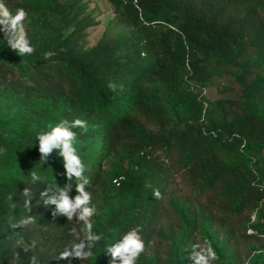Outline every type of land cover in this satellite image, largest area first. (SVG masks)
<instances>
[{
  "label": "trees",
  "instance_id": "16d2710c",
  "mask_svg": "<svg viewBox=\"0 0 264 264\" xmlns=\"http://www.w3.org/2000/svg\"><path fill=\"white\" fill-rule=\"evenodd\" d=\"M106 1L129 34L103 35L84 48L92 22L65 12L78 0H4L13 13L27 11L35 52L20 56L0 30V264H11L14 251L18 264L33 255L40 264H69L56 258L74 238L72 221L39 197L48 184L69 183L63 158L54 150L40 160L36 139L63 119L87 122V132L74 129L75 147L104 216L93 230L105 239L85 264H109L106 247L137 225L146 244L137 264H194L191 246L204 240L219 256L214 264H264V0ZM53 12L60 24L49 18ZM46 51L56 55L45 59ZM210 69L230 75L234 86L226 88L238 93L207 108L202 89ZM169 160L184 170L196 198L170 201L175 221L168 228L177 239L162 255L154 245L165 234ZM32 170L41 177L35 185ZM27 186L35 193L31 212L21 196ZM112 195L126 201L112 204ZM28 215L34 225L12 228ZM21 237L35 239L36 249L14 248ZM250 237L259 243L247 247Z\"/></svg>",
  "mask_w": 264,
  "mask_h": 264
},
{
  "label": "clouds",
  "instance_id": "9594fccd",
  "mask_svg": "<svg viewBox=\"0 0 264 264\" xmlns=\"http://www.w3.org/2000/svg\"><path fill=\"white\" fill-rule=\"evenodd\" d=\"M27 16L28 13L24 8H18L13 13L5 5L4 0H0V30L4 32L8 45L13 50H16L20 56H31L35 52V48L31 44L24 25ZM54 55L56 53L52 51L43 53L45 59H49ZM109 88L115 90V85L110 83ZM76 128L87 132V122L82 119H74L71 121L63 119L55 124L49 125L48 130L41 131L36 138L39 141L40 160L46 163L48 157L56 150L58 156L63 158V166L66 170L65 175L69 181L64 187L58 186L57 183L46 185L39 192L40 201L45 206L54 205V215H64L68 221H73L75 218L77 224H83V228L81 229L83 236L77 233L75 228L72 229L70 234L74 237L73 240L69 241L56 258L58 260H68L69 264H71L72 259H88L92 255V249L105 239L103 232L97 233L93 230L94 224L92 218L97 214V208L92 203L93 193L89 190L91 188V180L85 175V165L75 147L77 133L74 129ZM29 175V183L31 185H35L41 181V177L36 171L32 170ZM73 181L76 195L71 197L69 193L73 189ZM34 194L30 186L25 187L21 193V196L24 198L23 207L28 212L32 210L31 201ZM153 195L156 199H162L159 189H155ZM35 223V216L28 215L14 223L12 228L26 227L28 225H34ZM142 231L143 229L137 225L124 233L120 239L108 245L105 253L111 257L109 264H137V260L146 249L145 241L141 235ZM252 234H254L253 231L249 229V235ZM152 243V241H148L149 246ZM36 247L37 241L35 239L25 241L23 237L16 240L14 244V248L22 249L24 253L34 251ZM188 258L194 264H214L215 261L219 260V256L210 240L194 243L191 246V252ZM19 259L20 253L14 251L11 264H18ZM29 264H40V262L33 255L30 257Z\"/></svg>",
  "mask_w": 264,
  "mask_h": 264
},
{
  "label": "rangeland",
  "instance_id": "374dc122",
  "mask_svg": "<svg viewBox=\"0 0 264 264\" xmlns=\"http://www.w3.org/2000/svg\"><path fill=\"white\" fill-rule=\"evenodd\" d=\"M65 12L67 18H70L72 17V15H75V20L87 18V20L92 22V24H90L84 29V36L81 39L84 48H89L94 45L103 35H107L116 39L125 38L128 36L129 30L131 29L130 27L124 26L123 24H119L116 21V19L114 18V11L106 0H78L75 8L71 9V11L65 10ZM49 18L53 22L60 24V14L53 12L52 14H50ZM63 32L65 33L67 32V30H64ZM210 72L211 75L208 81L206 82L205 87L202 89V93L204 94V98L206 100L207 108H212V102L216 98H233L236 97L238 93L237 88H226L227 85L234 84L233 79L230 75L226 74L220 69H210ZM213 112H215V110H213ZM126 164L127 163H125V165ZM105 167L106 172H109L111 170L109 159H107ZM168 169V178L170 181L166 188V197L163 200L164 206L162 209L161 218V224L163 225L165 234L162 238H157L154 245V247L162 255L165 249L168 246H171L177 239V236L173 234L168 228V226H171L175 221L173 210L170 206V201L172 200L175 204L180 205L184 202H187V200L192 201L194 198H196L191 195V185L188 184L185 179L184 170L178 164H176L175 160L168 161ZM206 198V196H202L199 199L202 202H205ZM120 200L121 199H119L115 195L111 196L112 204H118ZM121 201L124 202L126 201V199H122ZM92 203L97 208V214L92 218V221L94 222L97 217L98 219L103 220V212L101 213L100 210H98L99 204H97L93 199ZM253 217L254 213L252 214L251 221L253 220ZM71 228H75L76 232L83 236V233L81 232L83 224H77L75 218L72 221ZM246 233H249V229ZM258 243L259 242L255 240L254 237L246 239L247 247L251 244ZM238 248L241 249V252L243 254L244 251L242 250L241 245H238ZM79 262L81 264H85L84 260H79Z\"/></svg>",
  "mask_w": 264,
  "mask_h": 264
}]
</instances>
